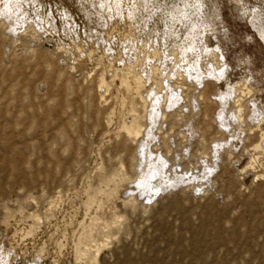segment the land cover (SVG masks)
Wrapping results in <instances>:
<instances>
[{
	"label": "rangeland",
	"instance_id": "374dc122",
	"mask_svg": "<svg viewBox=\"0 0 264 264\" xmlns=\"http://www.w3.org/2000/svg\"><path fill=\"white\" fill-rule=\"evenodd\" d=\"M262 133L264 0H0V264H264Z\"/></svg>",
	"mask_w": 264,
	"mask_h": 264
},
{
	"label": "bare ground",
	"instance_id": "6f19581e",
	"mask_svg": "<svg viewBox=\"0 0 264 264\" xmlns=\"http://www.w3.org/2000/svg\"><path fill=\"white\" fill-rule=\"evenodd\" d=\"M8 3V2H7ZM6 3V4H7ZM5 4V3H4ZM10 5V4H9ZM129 25V24H128ZM146 41V40H145ZM183 51V50H182ZM220 51V50H219ZM142 54V53H141ZM174 54H176V53H174ZM150 56V55H149ZM176 56V55H175ZM215 56V55H214ZM151 58V57H150ZM139 59H140V57H139ZM138 62V61H137ZM161 63V62H160ZM213 63V62H212ZM221 65V64H220ZM197 66V65H196ZM151 68V67H150ZM197 68V67H196ZM163 70V69H162ZM194 70H195V68H194ZM125 71V70H124ZM151 71V70H150ZM128 73V72H127ZM130 73V72H129ZM188 73V72H187ZM212 73V72H211ZM121 74H123V73H121ZM133 74V73H132ZM168 75V74H167ZM217 75V74H216ZM127 77L128 76H130V75H126ZM139 76V75H138ZM151 77V76H150ZM122 79V78H121ZM124 79V78H123ZM148 79V78H147ZM160 80V79H159ZM169 80V79H168ZM196 80V79H195ZM103 81L104 80H100V83L101 84H103ZM127 81V80H126ZM156 81V80H155ZM200 81V80H199ZM129 82V81H128ZM142 82V81H141ZM176 82V81H175ZM178 82V81H177ZM158 83V82H157ZM161 83V82H160ZM129 84V83H128ZM133 87L135 88V90L137 91V93H138V91L140 90V88H141V83H140V80L137 78V77H134L133 78ZM146 84V83H145ZM166 84V83H165ZM169 84V83H168ZM153 85H155V84H153ZM170 85V84H169ZM166 86V85H165ZM239 86V85H238ZM129 87H130V85H129ZM153 87V86H152ZM167 87H168V85H167ZM196 87V86H195ZM101 88V87H100ZM132 88V87H131ZM130 88V89H131ZM154 88H152V90H153ZM162 89V88H161ZM156 90H158V88H156ZM134 91V90H133ZM151 91V90H150ZM172 91H173V89H172ZM171 91V92H172ZM140 92V91H139ZM153 92H156V91H153ZM196 92V91H195ZM159 93H160V90H159ZM162 94H163V91L161 92ZM160 93V94H161ZM150 94H152L151 92H150ZM159 94V95H160ZM162 94L160 95V96H162ZM177 94V93H176ZM187 94V93H186ZM145 95V94H144ZM153 95V94H152ZM157 95V94H156ZM155 95V96H156ZM171 96H169L168 98H165V97H163L164 99H165V101H167V102H170L171 100H172V96L174 95V93H171L170 94ZM147 96V95H146ZM150 96V95H149ZM154 96V95H153ZM148 97V96H147ZM156 98H157V96H156ZM147 99V98H146ZM164 99L162 100V101H164ZM174 99V98H173ZM187 100V99H186ZM221 100V99H220ZM142 101V100H141ZM237 101V100H236ZM238 102H239V100H238ZM237 102V103H238ZM163 103H165V102H163ZM162 102H161V104L162 105H164ZM171 103V102H170ZM227 103V102H226ZM167 104V103H166ZM165 104V105H166ZM138 105V104H137ZM167 105H169V104H167ZM172 105H173V103H172ZM239 105V104H238ZM150 106V105H149ZM159 106V105H158ZM167 107V106H166ZM182 107V106H181ZM234 107H236V106H234ZM155 109V108H154ZM239 109V108H238ZM231 110V109H230ZM152 111V110H151ZM241 111V110H240ZM239 111V112H240ZM136 111H135V106H134V104L133 103H131V105H130V108H129V113H130V115H131V120L129 121V122H126V121H122L121 122V126H120V130H122V132L124 133V135H125V140L126 141H128V142H134L136 139H137V137L139 136V134L142 132L141 130H143V129H141V121H142V118L145 116V115H143V116H140V115H138V114H136L135 113ZM147 112H149V111H147ZM153 112V111H152ZM151 112V113H152ZM179 112V111H178ZM150 113V112H149ZM149 113L147 114V115H149ZM162 113V112H161ZM165 113V112H164ZM175 113V112H174ZM153 114V113H152ZM151 114V115H152ZM167 114V113H166ZM154 115V114H153ZM165 115V114H164ZM237 115V114H236ZM239 116V115H238ZM147 117V116H146ZM148 118H150V116L148 117ZM152 118V117H151ZM154 121V120H153ZM149 126V125H148ZM225 126V125H224ZM160 133V132H159ZM263 134V133H262ZM123 135V136H124ZM142 135H143V133H142ZM141 135V136H142ZM151 135V134H150ZM167 135V134H166ZM144 136H146V135H144ZM148 136V135H147ZM147 138V137H146ZM157 139V138H156ZM142 141V140H141ZM263 141H264V134L263 135H261L260 136V138L259 139H257L253 144H252V150H258V149H262V144H263ZM137 142H139V141H137ZM143 142V141H142ZM146 142V141H145ZM141 144V143H140ZM146 144V143H145ZM153 144V143H152ZM151 145V144H150ZM142 146V144L140 145V147ZM144 146V145H143ZM159 146V145H158ZM231 146V145H230ZM145 148H146V146H144ZM138 148V147H137ZM143 148V147H142ZM141 148V149H142ZM149 148V147H148ZM147 149V148H146ZM153 149V148H152ZM152 149H150L149 148V150H151V151H154V150H152ZM172 149V148H171ZM135 150H137L136 148H135ZM143 150V149H142ZM144 151V150H143ZM155 152V151H154ZM140 153H142V152H140ZM146 154V153H145ZM145 154H144V157H145ZM151 154V153H150ZM157 154V156H158V152L156 153ZM143 155V154H142ZM141 155V157H143ZM152 156H153V154H151ZM160 155V154H159ZM163 155V154H162ZM137 156V155H136ZM148 156L150 157V155L148 154ZM156 155H155V157H157ZM170 156H171V154H170ZM132 157H133V155H132ZM154 157V156H153ZM155 157H154V159H155ZM159 157V156H158ZM158 157H157V160H158ZM162 157V156H161ZM161 157H159V158H161ZM164 157V156H163ZM169 157V156H168ZM137 159V158H136ZM144 159V158H143ZM151 159V158H150ZM153 159V161L155 162V160ZM164 159H165V157H164ZM132 161H134L135 160V157L134 158H132L131 159ZM144 160H146V158L144 159ZM141 161V160H140ZM161 161H162V159H161ZM197 161V160H196ZM157 162H160L159 160L157 161ZM199 162V161H198ZM136 163H138V161L136 162ZM135 162H134V164H136ZM146 163V162H145ZM149 163V162H148ZM211 163V162H210ZM214 163V162H213ZM134 164H132V162L130 163V166L131 165H134ZM142 164V163H141ZM161 164H163V163H160V165ZM145 165V164H144ZM152 165H156V162H155V164H153L152 163ZM165 165V164H164ZM174 165V164H173ZM151 166V165H150ZM162 166V165H161ZM201 166V165H200ZM135 167H137L136 165H135ZM134 167V168H135ZM146 167H148V166H146ZM151 167H153V166H151ZM166 167V166H165ZM160 168V167H159ZM162 168V170H163V167H161ZM160 168V169H161ZM136 169V168H135ZM147 169V168H146ZM146 169H144L145 171H146ZM153 169V168H152ZM144 171V172H145ZM150 171V170H149ZM152 171H154V169L153 170H151V173H149V174H147L148 175V178H146V177H139L138 179L136 178L135 180H133V181H131V182H128L129 181V178L128 177H126V176H124V175H122L120 172H117L116 174H113V175H110L109 177H107V178H105V180H104V183H105V188H103V187H99V188H97V190H96V193L95 194H93L90 198H88V200H87V206H88V208H92V209H94V212L91 214V217H90V221H89V223L88 224H83V223H81V226H82V231L80 232V234H79V238H78V244L81 246V244H82V246H87L89 243H91V242H93V237H95L96 236V232H97V230L99 229V228H101L102 226H104V225H109L110 223H112L116 218H118V217H120V215H121V211H119L118 210V208H120V206L121 205H125V204H129V202H134V199L132 198V197H130L129 198V196H128V198H127V200H122L121 198H124V196L123 197H120V195L121 194H119V192H120V190L124 187V183H126V182H128L129 184V186L131 185V187L132 188H136V189H138V191L139 190H141V191H145L146 189L148 190V187L149 186H151L150 184H151V182H150V180L152 179V177L155 175ZM169 171V170H168ZM162 172L163 171H161V175H163L162 174ZM156 173V172H155ZM160 175V176H161ZM170 176V175H169ZM180 176V175H179ZM154 178V177H153ZM169 178V177H168ZM170 179V178H169ZM131 180V179H130ZM153 180V179H152ZM171 181V180H170ZM153 182L155 183V181L153 180ZM172 182V181H171ZM152 185H154L153 183H152ZM129 186H127V184H126V187L125 188H127V187H129ZM131 187H129L130 189H131V191H132V188ZM124 188V189H125ZM130 189H127V191H129ZM153 189V188H152ZM123 190V189H122ZM134 190V189H133ZM147 190H146V192H147ZM124 191V190H123ZM122 191V192H123ZM125 191H126V189H125ZM126 191V192H127ZM121 192V193H122ZM136 192H137V190H136ZM136 192H134V193H136ZM100 195L101 196V199L100 198H98L96 195ZM133 194V193H132ZM131 194V195H132ZM137 194V193H136ZM141 194V193H140ZM139 194V195H140ZM145 194V193H144ZM127 197V196H126ZM134 197H135V195H134ZM138 197V196H137ZM137 197H136V199H137ZM149 198V197H148ZM124 199H126V198H124ZM118 203H120L119 205L120 206H118ZM120 210H122V209H120ZM3 223V222H2ZM8 264V263H7Z\"/></svg>",
	"mask_w": 264,
	"mask_h": 264
}]
</instances>
